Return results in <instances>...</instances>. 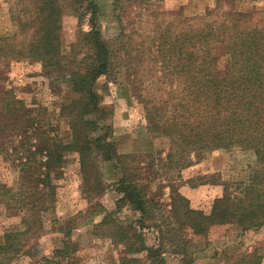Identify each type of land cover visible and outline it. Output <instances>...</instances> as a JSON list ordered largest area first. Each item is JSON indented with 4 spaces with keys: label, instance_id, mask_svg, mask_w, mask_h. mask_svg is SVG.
<instances>
[{
    "label": "trees",
    "instance_id": "obj_1",
    "mask_svg": "<svg viewBox=\"0 0 264 264\" xmlns=\"http://www.w3.org/2000/svg\"><path fill=\"white\" fill-rule=\"evenodd\" d=\"M12 1L11 19L19 35L29 39L14 43L16 34L0 38V58L30 59L41 63L47 73L61 72L74 97L61 109L71 130L65 142L57 133L51 135L55 125L42 118L41 110L27 108L14 96H0V156L7 158L12 148L18 160L13 164L19 169L17 186L0 183V206L21 218L20 229L0 237V264H13L23 256L31 257L30 264H65L74 259L78 244L69 226L76 218L55 221L66 239L52 257L36 259L26 250L55 208L54 180L71 153L79 156L89 196L104 189L99 164L114 165L120 175L116 182L120 198L112 215L106 213L96 229L123 245L127 254L146 253L150 264H167L168 253L185 260L189 234L204 237L219 225H236L242 231L264 227L263 12H228L221 18H211L209 13L188 19L178 30L165 28L156 53L163 71L135 87L134 94L145 110L149 132L168 140L169 148L137 155L120 154L110 140L112 135L98 134L99 126L92 119L101 113L97 81L113 79L117 73L116 57L96 20L97 0ZM67 9L75 13L81 28L88 26L80 29L73 46L76 63L62 51ZM233 149L256 156L257 164L247 180L225 185L210 214L192 208L180 192L182 171L209 153ZM167 193L169 204L162 202ZM145 230L155 233L154 246L146 244ZM140 262L135 257L121 259V264ZM227 264H262V257L257 251L245 252L228 258Z\"/></svg>",
    "mask_w": 264,
    "mask_h": 264
},
{
    "label": "rangeland",
    "instance_id": "obj_2",
    "mask_svg": "<svg viewBox=\"0 0 264 264\" xmlns=\"http://www.w3.org/2000/svg\"><path fill=\"white\" fill-rule=\"evenodd\" d=\"M99 12L98 27L109 42L114 54L116 75L113 79L101 77L97 81V92L101 101V113L92 117L99 126L98 134L110 133V140L120 154H154L169 148L168 140L155 138L148 130L145 110L135 96V87L163 71L161 58L156 57L160 37L166 27L171 31L185 26L188 19L201 18L212 13L211 18H221L222 13L240 12L252 14L263 12L264 0H97ZM12 0H0V38L17 35V41L26 42L28 35H19L11 19ZM257 13V12H256ZM259 17V15H258ZM88 29L87 24L83 27ZM81 25L72 10L63 16L61 41L62 51L70 61L77 62L73 55L74 44L78 41ZM6 43L7 41H1ZM72 53V55H71ZM0 58V96L22 100L27 108L41 110L43 119H51L56 133L68 142L71 137L69 120L61 109L74 96L63 74L47 73L42 64L30 59L5 61ZM115 77V78H114ZM152 77V78H151ZM144 81V82H143ZM134 87V88H133ZM9 155L0 156V183L17 186L18 163L9 148ZM5 157V158H4ZM63 171L55 177V208L45 218V228L29 240V250L36 256L52 257L66 239L57 229L55 221L75 219L72 240L78 244L74 259L65 264H121V259L133 257L141 260L138 264H150L146 253L131 255L125 253L123 245L115 244L95 224L102 221L106 213L112 215L116 201L120 198L116 182L119 173L112 163L99 164L103 173L104 189L90 196L83 187L79 156L71 153ZM257 159L252 151L240 149L217 150L182 171L180 192L192 208L210 214L216 198L221 197L225 185L231 187L239 181H246ZM92 197V202H89ZM170 203L168 193L162 198ZM165 207V210H168ZM167 213V212H165ZM20 216H13L0 206V237L9 230L20 229ZM148 246L156 243L155 233L144 231ZM191 241L185 260L181 255H166L167 264H227V259L245 252L257 251L264 264V227L258 230L242 231L236 225L212 227L207 236L188 235ZM31 257L23 256L13 264H30Z\"/></svg>",
    "mask_w": 264,
    "mask_h": 264
}]
</instances>
